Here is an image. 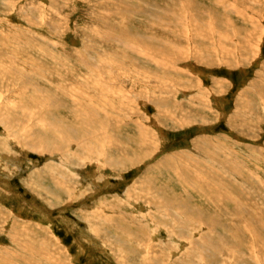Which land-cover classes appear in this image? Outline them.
<instances>
[{
    "label": "rangeland",
    "instance_id": "rangeland-1",
    "mask_svg": "<svg viewBox=\"0 0 264 264\" xmlns=\"http://www.w3.org/2000/svg\"><path fill=\"white\" fill-rule=\"evenodd\" d=\"M196 1L197 3H189L190 0H0V36L3 37L0 38V60H3L4 62V60L7 59L9 63L5 60L7 64H5L6 66H14L17 69H20V71L23 70V73L29 74L32 73V66L34 69L36 68V66H40L39 70L46 74V77H43V82H40V86L43 87L44 85H47L48 87H46L51 90L58 87L62 89L61 91H63L64 93L62 97L63 100H65L66 105L62 109L60 108L58 112H56V115L57 113H60L61 115L63 114L62 116L67 118L66 116L71 112H74L76 114L85 112L86 114H89V111L91 112L92 110V113H98V111H100L98 117L102 120L108 121V128H110V130H108V133L114 137L110 140V144L108 145H106V142L104 143L103 140H100V138L99 140H97V137H94L96 145L92 146L91 144H89L91 145L89 146L90 149L89 147H86V139L81 140L80 157L93 156V159L91 161L86 159L83 163L81 162V160L77 159L78 161H73V163H75L71 164L72 161L70 159L74 156H71L69 154V156H67L65 159L63 158V156L65 155L63 153L64 151L61 152L60 150L57 154H54L53 152L46 150L45 148H40L37 149L35 153L34 151H31L26 146H24V144H17L15 141L9 140V135L7 133L10 132L7 131L5 127H3L0 123V157H6V159H3L2 166L0 168V229H2V231L0 230L1 263L140 264L141 262V264H151L155 262L154 264H196L195 262H197V264H200L201 262V264H229L230 262V264H264V243H262L264 240V207H261L264 206V202L262 203V201H264V192H262L264 191V95L262 94V99L259 98L256 95L260 93L257 88H255V91H253L254 94L251 95L248 94L245 90L249 88L248 86L250 85V83H263L260 76L261 74L264 76V37H262V35L264 36V0ZM198 4H200L201 6ZM235 7L237 9H240V13H238V11H231V9L233 8L235 10ZM195 8L198 11L204 9L202 11H205L206 16L204 21L205 23L203 25H207L209 23L214 27L212 29L211 27H209V32H207L206 35L208 34L211 40L213 38L217 45H219L217 43L218 40H220L221 42L225 41L224 45H226V48L230 50L229 57L231 59L218 60L219 58L216 59L215 57H213L214 63H201L197 62L194 59L193 55H191L192 52L190 54V51L180 54L179 52H175L178 51L176 48L174 51L171 50L167 54V51L163 49V47H161V45L164 43L163 39L174 40L180 46H183L188 44V40L194 38V34L196 32L193 33V28L191 27L195 22L190 21L189 14L190 11H195ZM226 8H228V11L226 10ZM58 11H60L61 13H59ZM251 14H253L252 17ZM95 16L96 18H94ZM226 18L231 19L234 25L231 24L228 26V28L226 29L228 32L224 30L227 35L225 34L226 38L221 39L217 32L216 21H221ZM114 27L115 29H113ZM115 30L117 32H115ZM5 32L7 33L8 37H5ZM239 40H243V42H240ZM29 41L32 44H30ZM144 41H148L151 47H148L146 49V46L148 45H144ZM236 41H239V43H237ZM127 43L129 45L134 44L137 49L130 50L129 48L122 46L123 44ZM91 45L93 46V48ZM16 46L17 48H15ZM240 46H246L247 48H244L242 51L240 50L241 52H237L236 50H239L238 47ZM11 47L13 48V50H11ZM243 51H246V53L244 54ZM62 54L64 56H62ZM240 54L242 56L244 55L242 57V60L239 59ZM12 55L15 56L12 57ZM49 55L52 57H50ZM132 55L134 57L137 56L139 60H137V58H134ZM3 56L5 57L4 59H2ZM32 56L36 60L32 59ZM81 57L84 60H82ZM233 58L236 59L237 62H235ZM59 60H61L62 62H60ZM158 60L160 61L158 63L161 64L157 63ZM239 60L241 63L238 65ZM50 61L52 62L50 63ZM67 61L69 64L67 63ZM40 62L43 63L41 64ZM59 62L62 63L61 66ZM130 62H132V64H128ZM176 63H178V65ZM162 64H164L166 68ZM42 65H44L46 68L42 69V67H44ZM53 65L55 66L53 67ZM94 65H96L97 67ZM122 68L124 69L123 71H130L128 80L127 77L125 78L123 76L122 78L117 74V72H119ZM172 68L174 70H170ZM43 70H45V72ZM48 71L51 74L48 73ZM108 72L110 73L108 74ZM100 77L101 79L103 78V81L100 79ZM153 77H156L158 81L153 80ZM51 78L53 79L54 84H52ZM57 78L60 81L55 80ZM113 81H115L116 85ZM154 81L156 83H154ZM217 83H219V88L217 87ZM153 84H155L156 86ZM166 84L169 86H167ZM200 84H202V86ZM238 84L240 85V87ZM157 85H159V89L157 88ZM96 87L98 88L97 92ZM167 87H170V89ZM104 88L106 89V91ZM178 89L181 90L179 91ZM20 90H22V88L19 86L4 95L5 101L7 102L6 106L9 105L8 103L10 99L16 100L18 99V97H20ZM71 90L77 93L79 96L87 94L85 95L88 98L86 100H88L87 102H90L92 106L87 105V103H84V105L78 104L77 106V103H75L74 100L75 95H72L74 93H72ZM161 91L164 94L161 93ZM155 92L158 94H156ZM168 93H171L170 95L172 97ZM196 93L197 95L202 96V98L204 99L203 102L205 103L204 105H200V107L195 108L192 111H187L185 105H179L178 108L174 106V101H185V99L192 97ZM244 93L246 94L243 95ZM7 96L9 99L8 101ZM28 96H33V94H29ZM151 98H154L156 100L163 99L167 101V104L165 105L166 108L160 110L162 115L159 112L158 108L151 104ZM237 99H239L238 102H236ZM240 99L243 101V106L246 104L250 105V107L247 109V113L243 115V117L237 116L235 111L239 107ZM27 100H29V98H26L25 101ZM106 101H110L109 106L108 104L105 105ZM206 101L208 102L206 103ZM234 102L236 104H234ZM96 105L97 108L98 105H100L98 109L94 108ZM68 106H70L71 108H69ZM75 107L77 108V110ZM253 108L254 110L251 112L249 109ZM111 109L116 112V119L114 118L109 120L108 118L106 119L104 117V111L105 113H111ZM229 114L232 115L230 116ZM167 115L171 116L172 121L168 119ZM181 115H186L189 118L187 124L182 123L181 125H179L180 121H183ZM22 116L23 115H21L20 117ZM261 116L263 117L262 119ZM240 119L243 120V122H241ZM230 121L232 122L230 123ZM113 122L116 123L117 126H112ZM136 123H140L142 125L140 127L146 135L145 139H143V134ZM236 123L239 125L237 126ZM250 124L252 125V127ZM242 125L245 127H243ZM117 127L119 129H117ZM240 129L241 131L239 133ZM251 129L253 131H251ZM18 136L20 137V134L17 133L16 138ZM209 136L211 139L209 138ZM3 139L4 141L6 139V141L4 142ZM141 139H143V141L145 140L144 146L141 144ZM217 139H219L220 141ZM225 140H227V142ZM60 143L61 140L59 138V144H57V146H59ZM149 143H152L153 145L151 146ZM218 143L222 144L218 145ZM236 144L239 146H237ZM246 146L249 148V150L248 148H246ZM200 147L203 148L200 149ZM69 148L72 150H70ZM94 148L99 149L98 155L94 154ZM243 148L247 149L249 153L247 152V150H243ZM65 149H69L73 152L74 144H72V142L67 143ZM196 149L198 150V152H196ZM227 149H229L228 152ZM185 150L187 151V153ZM240 150L245 151L246 154L245 152L242 153L243 151ZM204 151H206V153ZM212 151L213 153H211ZM122 152L126 153L123 154ZM128 152H130L131 154H128ZM203 152L204 156L202 155ZM233 153L237 154L233 155ZM174 154H176L177 156ZM182 154H187L188 157L187 155L185 156ZM211 154L214 156H211ZM181 155L183 157L185 156L184 160H186L187 162L181 160V158H183ZM251 155L254 157H252ZM123 156H126L133 161L131 163H124L122 165L121 161L125 158ZM133 156H136L139 159H134ZM191 156H193V158ZM209 156H211V159L209 158ZM51 157L55 160H53ZM106 157L110 158V164L108 161H106ZM201 157L204 158L201 159ZM205 157L209 158L210 160L207 158L205 159ZM67 158L70 161L68 162V166V163L62 162V160H68ZM192 159L195 161H193ZM201 160L207 161H204L202 163ZM17 164L20 166H18ZM199 164H201L202 167ZM174 165L179 166L176 167ZM205 165L209 167H207L206 169ZM62 166H65V168ZM212 166H214L215 168ZM203 168L204 170H202ZM52 169H54L55 171L52 172ZM247 169L251 170L248 171ZM211 170H213L212 173ZM215 170L216 173L214 172ZM202 171L204 175L202 174ZM39 172L41 173V175ZM172 172L174 174H172ZM237 172H240V174H238ZM214 173L218 176L214 175ZM234 173L239 177L235 176ZM232 174L234 177L232 176ZM225 176H227L228 178L226 177L225 179ZM205 178H209L210 180H206ZM230 178L231 181L229 184ZM223 179L224 182L226 181L225 183L222 181ZM215 180L218 182H216ZM31 181H33V183ZM207 181L208 183H206ZM40 182L43 183V185ZM60 182H65V185L61 186V184H58ZM105 182H107V184ZM245 182L249 186L253 187L250 188ZM211 183L215 188L211 185ZM219 183L222 187L219 185ZM191 184L193 185L191 186ZM208 184L209 186H207ZM245 184L248 187H246ZM216 185L219 186L220 189L219 187L217 188ZM230 185L232 186V190L234 192L238 193L240 189V192L242 191L244 196L242 195V192H239V195L234 193L231 190ZM233 185L235 187V190L233 189ZM142 186L146 189L148 188L149 190H145V188H143ZM230 191H232L235 196ZM226 192L229 194V196L232 195V198L227 197L228 194ZM123 193L125 194V196ZM169 195L171 197L173 195L174 196L171 198ZM219 195H221V197ZM222 195H224L225 198ZM240 195H242V198L240 197ZM227 199L231 200L228 201ZM241 199H243V201ZM256 199H258V201ZM145 200L148 201L146 202ZM212 201H214V203ZM111 202H113L114 204ZM240 202L242 203L240 204ZM252 202L254 203L252 204ZM143 203H145L146 205ZM246 203L248 204L246 205ZM104 204L106 206H104ZM147 204L150 205L148 206ZM235 204H237V206ZM242 204L243 206H241L240 208V205ZM81 205H84V208ZM171 207L173 210L171 209ZM110 208L114 211V213L111 212ZM114 208H117V211H115ZM183 208H186L187 210L184 212L185 209L183 210ZM236 208H239L238 211L236 210ZM127 209L128 212L126 211ZM168 209L171 211L168 212ZM5 210L6 212L8 211L7 214L4 213ZM177 210L178 212H176ZM179 210L183 213L181 214ZM174 211L175 214L172 213ZM243 211L245 214L243 213ZM187 212L188 214L186 216ZM237 212H240V216L238 215V217H236L238 214ZM249 212L250 214H248ZM255 212H257L258 215H256L257 213L255 214ZM164 213L166 216L164 215ZM235 217L237 218L236 220ZM130 218H132V220ZM133 219L136 221H134ZM229 219L231 220L229 221ZM17 220H19L21 223L19 221L17 222ZM248 220H251V222ZM131 221H133L134 223H131ZM6 222H8L9 225ZM27 226L30 227L31 230L27 228ZM185 226H190V228L187 229ZM236 226H238V228ZM7 228L9 229V232L5 231L8 230ZM247 228H250L249 230L251 233ZM18 229L19 232H17ZM214 229H216V233ZM253 229L257 230L255 231ZM38 230L39 233H37ZM111 230L113 231V234H111ZM35 231L36 233H34ZM208 231L209 234L211 233V235L208 234ZM224 231L226 232L224 233ZM228 231L231 233L234 231L235 234L233 232L232 235ZM187 233L188 236H190L189 238L188 236H186ZM26 234L28 237L26 236ZM100 234H102L103 236ZM142 234L144 236H142ZM253 234L254 236H252ZM114 235L115 237H113ZM214 236H216L219 240ZM109 237L112 239H110ZM212 237H214V242H212ZM20 238H22V240ZM183 239H185L186 241ZM259 239H262V242ZM31 240L34 246H30ZM160 240H162V242ZM200 240L202 244L199 243ZM96 241L98 244L96 243ZM208 241L214 244L218 242L221 249L218 247V243L214 246V244H208ZM113 245H115L116 247H113ZM176 245L180 248H178ZM247 245H249L250 248L249 246L247 248ZM105 246L106 248L104 249ZM120 246L121 249H118L120 248ZM190 246L192 247V252ZM207 246H209L210 248ZM6 247L8 248L6 249ZM31 247L36 249H33ZM123 247L124 249H122ZM145 247L147 248L145 249ZM211 247H213V249ZM217 248L220 249V252H218L219 250ZM158 249L162 250L158 251ZM214 249L216 250L214 251ZM203 250L207 252L205 253ZM211 251H213V253ZM5 252L8 253L6 254ZM208 252L210 255H208L209 257L206 255L208 254ZM122 254L125 258L122 256ZM225 255L228 257H226ZM224 256L227 258V260ZM157 257H160V259H157ZM244 259L246 260V262Z\"/></svg>",
    "mask_w": 264,
    "mask_h": 264
},
{
    "label": "bare ground",
    "instance_id": "bare-ground-1",
    "mask_svg": "<svg viewBox=\"0 0 264 264\" xmlns=\"http://www.w3.org/2000/svg\"><path fill=\"white\" fill-rule=\"evenodd\" d=\"M263 1V0H262ZM197 3V1L196 0H190V2L189 3ZM198 5H200V4H198ZM201 6V5H200ZM25 8V7H24ZM246 8V7H245ZM252 8V7H251ZM257 8V7H256ZM55 10V9H54ZM59 10V9H58ZM202 10H204V9H202ZM202 10H196V8H195V11H190V14H189V19H190V21L191 22H195V23H193V26L191 27V28H193L192 30H193V33L194 32H196L195 34H194V38H192L191 40H188L189 42H188V44H186V45H183V46H180L178 43H176V41H174V40H169V39H163V41H164V43L161 45V47H163V49H165L166 51H167V54L169 53V51H171V50H175L176 48H177V50L178 51H175V52H179L180 54H183V53H187V52H189L190 51V54H191V52H192V54L191 55H193V57H194V59L197 61V62H208V63H210V62H213L214 61V58L213 57H215L216 59H218V60H223V59H231L230 57H229V53H230V50L229 49H227L226 48V45H224V42H221L220 40H218L217 41V43L219 44V45H217L216 43H215V40L212 38V40L209 38V36H208V34L206 35V33L207 32H209L208 30H209V27H211V29L212 28H214L213 27V25L211 26L208 22V24L207 25H203L205 22V16H206V13H205V11H202ZM226 10L228 11V8H226ZM239 10L240 9H237L236 7H235V10H234V8L233 9H231V11H238V13H240L239 12ZM250 10H252V9H250ZM21 11V10H20ZM56 11V10H55ZM59 13H61L60 11H58ZM247 12V11H246ZM260 12V11H259ZM259 14V13H258ZM252 15L253 14H251V17H252ZM127 17V16H126ZM94 18H96V16L94 17ZM156 18V17H155ZM158 18V17H157ZM30 19V18H29ZM101 19V18H100ZM100 19H98V20H100ZM32 20V19H31ZM264 20V19H263ZM165 21V20H164ZM173 21V20H172ZM259 21V20H258ZM167 23H169V22H167ZM259 23V22H258ZM190 24V23H189ZM231 24H233L232 23V20L231 19H229V18H226V19H223V20H221V21H216V26H217V32H218V34H219V37L221 38V39H224V38H226V33H225V31L224 30H226L227 28H228V26L229 25H231ZM191 25V24H190ZM234 25V24H233ZM116 26V25H115ZM158 26V25H157ZM113 27V26H112ZM117 27V26H116ZM167 28H169V27H167ZM166 28V29H167ZM113 29H115V27L113 28ZM142 29V28H141ZM154 29V28H153ZM163 29V28H162ZM260 29V28H259ZM117 30V29H116ZM115 30V32H117ZM236 30V29H235ZM227 31V30H226ZM260 31H262V30H260ZM259 31V32H260ZM264 31V30H263ZM144 32V31H143ZM190 32V31H189ZM228 32V31H227ZM230 32V31H229ZM237 32V31H236ZM6 33V32H5ZM146 33V32H145ZM238 33H239V31H238ZM261 33V32H260ZM264 33V32H263ZM2 34V33H1ZM152 34V33H151ZM226 34V35H225ZM236 34V33H235ZM234 34V35H235ZM4 35H6L5 37H8L7 36V33L6 34H4ZM187 35V34H186ZM247 35V34H246ZM261 36V35H260ZM2 36H0V38H1ZM168 37V36H167ZM181 37H183V36H181ZM246 37V36H245ZM249 37V36H248ZM262 37H264L263 35H262ZM3 38V37H2ZM165 38V37H164ZM236 38V37H235ZM8 39V38H7ZM132 39V38H131ZM244 39V38H243ZM141 40V39H140ZM238 40V39H237ZM3 41V40H2ZM18 41V40H17ZM17 41H15V42H17ZM235 41V40H234ZM240 41V40H239ZM239 41H236L237 43H239ZM242 42H243V40H241ZM240 41V42H241ZM123 42V41H122ZM24 43V42H23ZM22 43V44H23ZM29 43H30V41H29ZM136 43V42H135ZM192 43V44H191ZM236 43V44H237ZM257 43H260V42H257ZM4 44V43H3ZM20 44V43H19ZM30 44H32V43H30ZM5 45V44H4ZM10 45H12V44H10ZM87 45V44H86ZM144 45H148V46H146V49L149 47H151V45H149V42L148 41H144ZM238 45H240V44H238ZM245 45H246V43H245ZM255 45V44H254ZM260 45V44H259ZM9 46V45H8ZM92 46V45H91ZM121 46V45H120ZM122 46H124V47H127V48H129L130 50H132V49H137L136 48V46H134V44L133 45H129L128 43L127 44H123ZM190 46V47H189ZM0 47H1V44H0ZM3 47V46H2ZM263 47V46H262ZM15 48H17V46L15 47ZM50 48V47H49ZM52 48V47H51ZM92 48H93V46H92ZM139 48H140V46H139ZM239 48V50H236L237 52H241L244 48H247L246 46H244V47H238ZM256 48V47H255ZM31 49V48H30ZM29 49V50H30ZM87 49V48H86ZM153 49V48H152ZM236 49V48H235ZM260 49V48H259ZM7 50V49H6ZM9 50V49H8ZM11 50H13V48L11 47ZM16 50V49H15ZM14 50V51H15ZM20 50V49H19ZM25 50H27V49H25ZM32 50V49H31ZM53 50V49H52ZM51 50V51H52ZM84 50V49H83ZM91 50V49H90ZM142 50V49H141ZM144 50V49H143ZM241 50V51H240ZM86 51V50H85ZM89 51V50H88ZM94 51V50H93ZM7 52V51H6ZM33 52V51H32ZM84 52V51H83ZM92 52V51H91ZM101 52V51H100ZM144 52V51H143ZM149 52V51H148ZM248 52V51H247ZM2 53H3V51H2ZM5 53V52H4ZM8 53V52H7ZM13 53V52H12ZM26 53V52H25ZM36 53V52H35ZM39 53H41V52H39ZM157 53V52H156ZM243 53L245 54L246 53V51H243ZM38 54V53H37ZM51 54V53H50ZM58 54V53H57ZM85 54V53H84ZM83 54V55H84ZM86 54H87V52H86ZM27 55H28V53H27ZM40 55V54H39ZM43 55V54H42ZM41 55V56H42ZM52 55V54H51ZM60 55V54H59ZM153 55V54H152ZM1 56V55H0ZM13 56H15V55H12V57ZM19 56V55H18ZM17 56V57H18ZM37 56V55H36ZM40 56V57H41ZM47 56V55H46ZM50 56V55H49ZM55 56H57V55H55ZM62 56H64L63 54H62ZM87 56V55H86ZM133 56V55H132ZM131 56V57H132ZM235 56V55H234ZM238 56V55H237ZM244 56V55H243ZM241 54H240V56H239V59L240 60H242V57H243ZM16 57V58H17ZM25 57V56H24ZM33 57V56H32ZM50 57H52V56H50ZM59 57V56H58ZM134 57V56H133ZM229 57V58H228ZM5 57L3 56V58L2 59H4ZM9 58V57H8ZM37 58V57H36ZM43 58V57H42ZM45 58V57H44ZM66 58V57H65ZM82 58V57H81ZM134 58H137V60H139L138 59V57L136 56V57H134ZM153 58H154V56H153ZM32 59H35L34 57L32 58ZM51 59V58H50ZM53 59V58H52ZM62 59H63V57H62ZM147 59V58H146ZM152 59V58H151ZM159 59V58H158ZM162 59V58H161ZM186 59V58H185ZM248 59V58H247ZM254 59V58H253ZM6 61H7V59H5ZM5 60H4V62H5ZM9 60H11V59H9ZM18 60V59H17ZM21 60V59H20ZM19 60V61H20ZM26 60V59H25ZM29 60V59H28ZM36 60V59H35ZM34 60V61H35ZM38 60H39V58H38ZM57 60V59H56ZM67 60V59H66ZM82 60H84L83 58H82ZM233 60H235V62H237V60L236 59H234L233 58ZM240 60L238 61L239 63H238V65L241 63L240 62ZM49 61V60H48ZM60 62H62L61 60H59ZM92 61H93V59H92ZM153 61V60H152ZM179 61V60H178ZM191 61V60H190ZM227 61V60H226ZM3 62V60H0V123H1V125L3 126V127H5V129L7 130V131H9L10 133H7L9 136H8V138H9V140H13V141H15L17 144H24V146H26L29 150H31V151H34L35 153H36V150L37 149H40V148H45L46 150H49V151H51V152H53L54 154H57L60 150H61V152L62 151H64L63 153L65 154H63L64 156H63V158H65L66 159V157L67 156H69V154L71 155V156H74L73 158H71L70 160L72 161V163L71 164H74L73 163V161H76L77 159H79V160H81V162L83 163L86 159L87 160H92L93 159V156L91 157H87V156H84V157H80V142H81V140H84V139H86L85 140V142L87 141V148L89 147V146H94V145H96V142H95V139H94V137H97V140H99V138H100V140H103L104 141V143L106 142V145H108V144H110V140L111 139H113L114 137L112 136V135H110L109 133H108V130H110V128H108V121H106V120H102V119H100L99 117H98V115H99V113H100V111H98V113H92V111L90 112L89 111V114L87 113H68L69 115H67L66 117L67 118H65L64 116H62L60 113H57V115H56V112H58V110L61 108H63V107H65V105H66V103H65V100H63V97H62V95H64V93H63V91H61L62 89H60V88H58V87H56L55 89H53V90H51V89H48L45 85L43 86V87H41L40 86V82H43V79L46 77V74L45 73H43L41 70H39V68H40V66H36V68L34 69L33 68V66H32V70H31V72L32 73H23L22 71H20V69H17V68H15L14 66H6L7 64H6V62L4 63ZM8 62V61H7ZM17 62V61H16ZM15 62V63H16ZM30 62V61H29ZM37 62V61H36ZM52 61H50V63H51ZM59 62V63H60ZM102 62H103V60H102ZM158 62H160L159 60L157 61V63ZM167 62V61H166ZM168 62H169V60H168ZM193 62V61H192ZM9 63V62H8ZM12 63V62H11ZM21 63V62H20ZM38 63H39V61H38ZM41 64L43 63V62H40ZM49 63V64H50ZM53 63H54V61H53ZM52 63V64H53ZM58 63V64H59ZM67 63H68V61H67ZM66 63V64H67ZM179 63V62H178ZM178 63H176L177 65H178ZM214 63V62H213ZM6 64V65H5ZM36 64V63H35ZM61 64L62 63H60V66H61ZM65 64V63H64ZM69 64V63H68ZM97 64V63H96ZM109 64V63H108ZM128 64H132V62H130V63H128ZM158 64H161V63H158ZM171 64V63H170ZM169 64V65H170ZM230 64V63H229ZM20 65V64H19ZM32 65H33V63H32ZM38 65V64H37ZM40 65V64H39ZM56 65V64H55ZM55 65H53V67L55 66ZM134 65H136V64H134ZM164 67H165V65L164 64H162ZM172 65V64H171ZM31 66V65H30ZM42 66H44V65H42ZM41 66V67H42ZM94 66H96V65H94ZM173 66V65H172ZM20 67V66H19ZM29 67V66H28ZM63 67H64V65H63ZM62 67V68H63ZM97 67V66H96ZM169 67V66H168ZM178 67V66H177ZM43 68H46L45 66L44 67H42V69ZM48 68V67H47ZM117 68H118V66H117ZM166 68V67H165ZM174 68H175V66H174ZM27 69V68H26ZM57 69V68H56ZM69 69H71V68H69ZM106 69V68H105ZM112 69V68H111ZM179 69V68H178ZM238 69H239V66H238ZM254 69V68H253ZM29 70V69H28ZM51 70V69H50ZM52 70H53V68H52ZM59 70V69H58ZM57 70V71H58ZM63 70V69H62ZM99 70V69H98ZM124 69L122 68L119 72H117V74L118 75H120V77H122L123 78V76L126 78L127 77V80H128V77H129V72L130 71H123ZM155 70H156V68H155ZM170 70H174L173 68L172 69H170ZM176 70V69H175ZM44 72H45V70H43ZM56 71V70H55ZM68 71V70H67ZM100 71V70H99ZM163 71H164V69H163ZM262 71V70H261ZM26 72V71H25ZM28 72V71H27ZM59 72V71H58ZM57 72V73H58ZM83 72V71H82ZM93 72V71H92ZM112 72V71H111ZM171 72V71H170ZM234 72V71H233ZM236 72V71H235ZM48 73H50L49 71H48ZM60 73V72H59ZM62 73V72H61ZM96 73V72H95ZM101 73V72H100ZM110 72H108V74H109ZM114 73V72H113ZM264 73V72H263ZM51 74V73H50ZM58 75V74H57ZM63 75V74H62ZM105 75V74H104ZM111 75V74H110ZM109 75V76H110ZM165 75V74H164ZM185 75V74H184ZM205 75V74H204ZM51 76V75H50ZM52 76H53V72H52ZM182 76V75H181ZM210 76V75H209ZM44 77V78H43ZM60 77H61V75H60ZM66 77V76H65ZM88 77V76H87ZM118 77V76H117ZM206 77H207V75H206ZM261 80L263 81V83H257V84H255V83H250V85L248 86L249 88L248 89H245L246 90V92L248 93V94H254L253 93V91H255V88H257L259 91H260V93L259 94H256L259 98H261L262 99V96L264 95V76L261 74ZM263 77V78H262ZM53 78V77H52ZM51 78V79H52ZM94 78H95V76H94ZM50 79V78H49ZM65 79V78H64ZM90 79V78H89ZM92 79V78H91ZM100 79H101V77H100ZM103 79V78H102ZM101 79V80H102ZM119 79V78H118ZM160 79V78H159ZM194 79V78H193ZM55 80H59L58 78L57 79H55ZM104 80H106V79H104ZM116 80V79H115ZM153 80H157V78L156 77H153ZM152 80V81H153ZM166 80V79H165ZM207 80V79H206ZM234 80V79H233ZM60 81V80H59ZM78 81V80H77ZM103 81V80H102ZM108 81V80H107ZM118 81H121V80H118ZM154 81V83H156ZM158 81V80H157ZM163 81V80H162ZM169 81V80H168ZM185 81V80H184ZM197 81V80H196ZM232 81V80H231ZM56 82V81H55ZM65 82V81H64ZM76 82V81H75ZM89 82V81H88ZM106 82V81H105ZM104 82V83H105ZM114 83H115V81H113ZM164 82V81H163ZM200 82V81H199ZM234 82V81H233ZM258 82V81H257ZM61 83H62V81H61ZM60 83V84H61ZM95 83V82H94ZM99 83H100V81H99ZM127 83V82H126ZM129 83H130V81H129ZM162 83V82H161ZM174 83V82H173ZM223 83V82H222ZM246 83V82H245ZM45 84V83H44ZM52 84H54L53 83V79H52ZM76 84V83H75ZM78 84V83H77ZM98 84V83H97ZM158 84V83H157ZM165 84V83H164ZM187 84V83H186ZM56 85V84H55ZM100 85V84H99ZM115 85H116V83H115ZM123 85V84H122ZM153 85H155V84H153ZM167 85V84H166ZM188 85V84H187ZM201 86H202V84H200ZM222 85V84H221ZM221 85H220V87H221ZM239 85V84H238ZM237 85V86H238ZM21 87L22 88V90H20L21 92H20V97H18V99H8V96H7V101L9 100V105L8 106H6V104H7V102L5 101V98H4V95H6V93H9L11 90H13L14 88H16V87ZM80 86H81V84H80ZM131 86V85H130ZM156 86V85H155ZM158 86L159 85H157V88H158ZM167 86H169V85H167ZM204 86V85H203ZM207 86V85H206ZM244 86V85H243ZM100 87V86H99ZM163 87V86H162ZM174 87V86H173ZM180 87V86H179ZM193 87H194V85H193ZM217 87L219 88V83H217ZM239 87H240V85H239ZM71 88V87H70ZM79 88V87H78ZM103 88V87H102ZM119 88V87H118ZM122 88V87H121ZM131 88V87H130ZM156 88V87H155ZM167 88H169L170 89V87H167ZM184 88V87H183ZM200 88V87H199ZM242 88V87H241ZM245 88H247V87H245ZM64 89V88H63ZM87 89V88H86ZM97 89V90H96ZM96 92L98 91V88L96 87ZM105 89V88H104ZM159 89V88H158ZM164 89V88H163ZM175 89V88H174ZM89 90V89H88ZM94 90V91H95ZM134 90V89H133ZM179 90V89H178ZM181 90V89H180ZM179 90V91H180ZM233 90V89H232ZM239 90H240V88H239ZM244 90V91H245ZM16 91V90H15ZM90 91V90H89ZM93 91V90H92ZM105 91H106V89H105ZM153 91H154V89H153ZM169 91V90H168ZM176 91V90H175ZM186 91H188V90H186ZM194 91V90H193ZM235 91H237V90H235ZM71 92L72 93H74V94H72V95H75V97H74V100H75V103H77V106H78V104H82V105H84V103L86 104L87 103V105H91L92 106V104L90 103V102H87L88 100H86V99H88L85 95H87V94H85V92H84V94L85 95H81V96H79L77 93H75L74 91H72L71 90ZM70 92V93H71ZM118 92V91H117ZM165 92V91H164ZM196 92V91H195ZM19 93V92H18ZM135 93V92H134ZM156 93V92H155ZM161 93H163L162 91H161ZM185 93V92H184ZM183 93V94H184ZM235 93V92H234ZM16 94V93H15ZM29 94H33V96H28ZM156 94H158V93H156ZM164 94V93H163ZM169 94V93H168ZM167 94V95H168ZM171 94V93H170ZM169 94V95H170ZM182 94V95H183ZM189 94V93H188ZM191 94V93H190ZM236 94V93H235ZM241 94H242V92H241ZM246 93H244L243 95H245ZM263 94V95H262ZM68 95V94H67ZM105 95V94H104ZM256 95H254V96H256ZM10 96H11V93H10ZM9 96V97H10ZM101 96V95H100ZM106 96V95H105ZM121 96H123V95H121ZM171 96V95H170ZM174 96V95H173ZM211 96V95H210ZM107 97V96H106ZM110 97V96H109ZM153 97V96H152ZM172 97V96H171ZM204 97V96H203ZM209 97V96H208ZM17 98V97H16ZM26 98H29V100H27V101H25L26 100ZM95 98V97H94ZM97 98V97H96ZM167 98V97H166ZM182 98V97H181ZM211 98V97H210ZM25 99V100H24ZM72 99V98H71ZM107 99V98H106ZM171 99V98H170ZM101 100V99H100ZM206 100V99H205ZM257 100V99H256ZM102 101V100H101ZM204 101V99L202 98V96L201 95H197V93L195 94V95H193L192 97H189V98H187V99H185V101H181V102H178V101H174L175 103H174V106L176 107V108H178L179 107V105H185V108L187 109V111H192V110H194L195 108H198V107H200V105H204L205 103L203 102ZM239 101V99H237V101L236 102H238ZM67 102V101H66ZM94 102V101H93ZM104 102V101H103ZM102 102V103H103ZM109 102L110 101H106V103H105V105L106 104H108V106H109ZM150 102H151V104H153L154 106H156L157 108H158V110H159V112H160V110L162 109H164V108H166L165 107V105L167 104V101L166 100H163V99H160V100H156V99H154V98H151V100H150ZM208 101H206V103H207ZM250 102V101H249ZM263 102V101H262ZM95 103V102H94ZM169 103V102H168ZM179 103V104H178ZM98 104V103H97ZM170 104V103H169ZM234 104H236L235 102H234ZM239 104V103H238ZM67 105H70V104H67ZM258 105V104H257ZM264 105V104H263ZM80 106V105H79ZM99 106L100 105H98V108H99ZM69 108H71L70 106H68ZM87 107V106H86ZM94 107V106H93ZM250 107V105L249 104H246V105H244L243 106V101L240 99V104H239V107L235 110L236 111V115L237 116H242L243 117V115H245L246 113H247V109ZM68 108V109H69ZM76 108V107H75ZM83 108V107H82ZM95 109H98L97 108V105L94 107ZM204 108V107H203ZM173 109V108H172ZM175 109V108H174ZM70 110V109H69ZM75 110V109H74ZM76 110H77V108H76ZM107 110H109V109H107ZM197 110V109H196ZM206 110H208V109H206ZM205 110V111H206ZM251 112L254 110V108L253 109H249ZM79 111V110H78ZM95 111V110H94ZM111 111V113L112 112H115V111H113L112 109L110 110ZM198 111V110H197ZM241 111H243V112H241ZM20 112V113H19ZM166 112V111H165ZM239 112H241V113H239ZM64 113V112H63ZM105 113V111H104V117L107 119H116V112L115 113ZM161 113V112H160ZM180 113V112H179ZM193 113H194V111H193ZM213 113H214V111H213ZM126 114V113H125ZM196 114V113H195ZM21 115H23L22 117H20ZM161 115H162V113H161ZM215 115V114H214ZM230 115V114H229ZM232 115V114H231ZM230 115V116H231ZM257 115V114H256ZM255 115V116H256ZM175 116V115H174ZM205 116V115H204ZM167 117H168V119L169 120H171L172 121V118H171V116H168L167 115ZM181 117H182V120L183 121H180V123H179V125H181L182 123L184 124H187V122L189 121V118L186 116V115H181ZM251 117V116H250ZM249 117V118H250ZM125 118V117H124ZM159 118V117H158ZM241 118V117H240ZM253 118V117H252ZM263 117L261 116V119H262ZM126 119V118H125ZM192 119V118H191ZM223 119V118H222ZM235 119V118H234ZM251 119V118H250ZM255 119V118H254ZM185 120V121H184ZM236 120H238V119H236ZM235 120V121H236ZM241 120V119H240ZM253 120V119H252ZM257 120H258V118H257ZM264 120V119H263ZM131 121V120H130ZM156 121V120H155ZM260 121V120H259ZM232 121H230V123H231ZM237 122V121H236ZM241 122H243V120H241ZM247 122V121H246ZM158 123H160V122H158ZM161 123H163V122H161ZM253 123H255V122H253ZM237 124V123H236ZM235 124V125H236ZM247 124V123H246ZM249 124V123H248ZM136 125H138V127H139V129L141 130V132H142V134H143V139H145V134H144V131L141 129V127L140 126H142L140 123H136ZM239 124H237V126H238ZM251 125V124H250ZM29 128H28V127ZM112 126H117L116 125V123H112ZM184 126V125H183ZM188 126V125H187ZM236 126V127H237ZM243 126V125H242ZM152 127V126H151ZM230 127V126H229ZM232 127H233V125H232ZM243 127H245V126H243ZM251 127H252V125H251ZM247 128H248V125H247ZM255 128V127H254ZM4 129V128H3ZM117 129H119L118 127H117ZM227 130V129H226ZM234 130H235V128H234ZM244 130V129H243ZM240 131H241V129L239 130V133H240ZM245 131V130H244ZM251 131H253L252 129H251ZM243 132V131H242ZM249 132V131H248ZM20 134V137L18 138H16V134ZM49 133V134H48ZM238 133V134H239ZM147 134V133H146ZM250 134V133H249ZM253 134V133H252ZM244 135H245V133H244ZM251 135V134H250ZM5 136V135H4ZM8 138H6V139H8ZM59 138H60V140H61V143H60V145L59 146H57V144H59ZM208 138V137H207ZM209 138H210V136H209ZM214 138H216V137H214ZM6 139H5V141H6ZM143 139H141V144L144 146V144H145V140L143 141ZM211 139V138H210ZM1 140V139H0ZM58 140V141H57ZM207 140V139H206ZM206 140H203V141H206ZM217 140H219V139H217ZM222 140V139H221ZM3 141H4V139H3ZM4 141V142H5ZM202 141V142H203ZM214 141V140H213ZM220 141V140H219ZM226 142H227V140H225ZM2 142V141H1ZM11 142V141H10ZM69 142H72V144H74V151L72 152V151H70V150H72V149H68V150H66L65 149V146H66V144L67 143H69ZM208 142V141H207ZM7 143H8V141H7ZM211 143H215V142H211ZM89 144H91V145H89ZM147 144V143H146ZM151 146L153 145L152 143H149ZM206 144V143H205ZM210 144V143H209ZM220 144H222V143H218V145H220ZM9 145V144H8ZM83 145V144H82ZM85 145V144H84ZM232 145V144H231ZM230 145V146H231ZM234 145V144H233ZM237 145V144H236ZM244 145V144H243ZM223 146V145H222ZM225 146V145H224ZM237 146H239V145H237ZM241 146V145H240ZM4 147V146H3ZM61 147V148H60ZM71 147V146H70ZM216 147V146H215ZM219 147V146H218ZM221 147V146H220ZM242 147V146H241ZM8 148V147H7ZM6 148V149H7ZM106 148V147H105ZM149 148H150V146H149ZM192 148H193V146H192ZM196 148V147H195ZM201 148H203V147H200V149ZM246 148H248L247 146H246ZM254 148V147H253ZM2 149V148H1ZM89 149H90V147H89ZM205 149V148H204ZM203 149V150H204ZM209 149V148H208ZM220 149V148H219ZM232 149V148H231ZM242 149V148H241ZM245 148H243V150H244ZM251 149H252V147H251ZM13 150V149H12ZM16 150V149H15ZM189 150V149H188ZM197 150V149H196ZM195 150V151H196ZM207 150V149H206ZM210 150V149H209ZM212 150V149H211ZM216 150H217V148H216ZM221 150V149H220ZM228 150L229 149H227V152H228ZM243 150H240V151H243ZM245 150H247V149H245ZM248 150H249V148H248ZM248 150H247V152H248ZM257 150V149H256ZM102 151H103V149H102ZM186 151V150H185ZM191 151V150H190ZM193 151V150H192ZM208 151V150H207ZM240 151H239V153H240ZM251 151V150H250ZM255 151V150H254ZM1 152V151H0ZM149 152V151H148ZM196 152H198V150L196 151ZM205 153H206V151H204ZM204 152H203V156H204ZM222 152V151H221ZM230 152V151H229ZM234 152V151H233ZM236 152H237V150H236ZM245 151H243L242 153H244ZM120 153V152H119ZM123 154H125L126 152H122ZM186 153H187V151H186ZM209 153V152H208ZM211 153H213V151L211 152ZM226 153V152H225ZM241 153V154H242ZM249 153V152H248ZM11 154V153H10ZM94 154H96V155H98L99 154V149L98 148H94ZM128 154H131L130 152H128ZM176 154H178V153H176ZM176 154H174V155H176ZM210 154V153H209ZM216 154V153H215ZM237 154V153H236ZM236 154H234L233 153V155H236ZM245 154H246V152H245ZM4 155V154H3ZM20 155V154H19ZM48 155V154H47ZM173 155V156H174ZM182 155H185V154H182ZM181 155V156H182ZM187 155V154H186ZM185 155V156H186ZM206 155V154H205ZM218 155V154H217ZM223 155V154H222ZM229 155H231V154H229ZM256 155V154H255ZM12 156V155H11ZM106 156H107V154H106ZM177 156V155H176ZM179 156V155H178ZM184 156V157H185ZM195 156H196V154H195ZM198 156V155H197ZM211 156H214V155H212L211 154ZM211 156H209V158L211 159ZM224 156V155H223ZM252 156V155H251ZM250 156V157H251ZM4 157V156H3ZM2 156L0 157V168H1V166H2V161H3V159H6V157L5 158H3ZM98 157V156H97ZM123 157H125L124 158V160H122L121 161V164L123 165L124 163L125 164H128V163H131L133 160L132 159H130V158H128V157H126V156H123ZM134 157V159H139L138 157H136V156H133ZM175 157V156H174ZM180 157V156H179ZM183 157V156H182ZM184 157L183 158H181V160H183V161H186V160H184ZM187 157H188V155H187ZM192 158H193V156H191ZM190 157V158H191ZM208 157V156H207ZM207 157H205V159L207 158ZM245 157H246V155H245ZM244 157V158H245ZM252 157H254V156H252ZM34 158V157H33ZM47 158V157H46ZM52 158V157H51ZM59 158H60V156H59ZM148 158V157H147ZM197 158H199V157H197ZM196 158V159H197ZM204 158V157H203ZM202 157H201V159H203ZM209 158H207V159H209ZM215 158H216V155H215ZM256 158V157H255ZM15 159V158H14ZM53 159V158H52ZM51 159V160H52ZM68 159V158H67ZM187 159V158H186ZM195 159V158H194ZM209 159V160H210ZM218 159H219V157H218ZM217 159V160H218ZM223 159V158H222ZM253 159V158H252ZM257 159V158H256ZM48 160V159H47ZM53 160H55V159H53ZM60 160H61V158H60ZM98 160V159H97ZM109 160H110V158H107L106 157V161H108L109 162ZM165 160V159H164ZM188 160V159H187ZM193 160V159H192ZM214 160V159H213ZM216 160V161H217ZM229 160V159H228ZM241 160H243V159H241ZM250 160V159H249ZM248 160V161H249ZM255 160V159H254ZM253 160V161H254ZM57 161V160H56ZM78 161V160H77ZM168 161V160H167ZM179 161V160H178ZM183 161H182V163H183ZM189 161V160H188ZM193 161H195V160H193ZM202 161V160H201ZM204 161H207V160H204ZM204 161H202V163L204 162ZM212 161V160H211ZM215 161V160H214ZM260 161V160H259ZM54 162V161H53ZM59 162V161H58ZM62 162L64 163H68V162H70L69 161V159L68 160H62ZM187 162V161H186ZM185 162V163H186ZM197 162V161H196ZM210 162V161H209ZM219 162V161H218ZM222 162V161H221ZM224 162V161H223ZM230 162V161H229ZM244 162V161H243ZM79 163V162H78ZM111 163H113V162H111ZM164 163V162H163ZM166 163V162H165ZM181 163V164H182ZM189 163V162H188ZM187 163V164H188ZM193 163V162H192ZM215 163V162H214ZM247 163V162H246ZM251 163V162H250ZM257 163V162H256ZM5 164H6V162H5ZM59 164V163H58ZM62 164V163H61ZM109 164H110V162H109ZM120 164V163H119ZM118 164V165H119ZM178 164V163H177ZM176 164V165H177ZM179 164H180V162H179ZM191 164V163H190ZM210 164V163H209ZM225 164V163H224ZM232 164V163H231ZM230 164V165H231ZM235 164V163H234ZM249 164V163H248ZM8 165V164H7ZM18 165V164H17ZM16 165V166H17ZM64 165V164H63ZM69 165V163L67 164V166ZM98 165H101V164H98ZM176 165H174V166H176ZM192 165V164H191ZM196 165V164H195ZM200 166H201V164H199ZM199 165H198V167H199ZM204 165V164H203ZM211 165H213V164H211ZM233 165V164H232ZM239 165V164H238ZM242 165V164H241ZM244 165H245V163H244ZM243 165V166H244ZM16 166H14V167H16ZM18 166H20V165H18ZM44 166H46V165H44ZM166 166H168V165H166ZM179 166V165H178ZM178 166H176V167H178ZM206 166V165H205ZM204 166V167H205ZM225 166V165H224ZM236 166V165H235ZM248 166V165H247ZM8 167V166H7ZM62 167H64L65 168V166H62ZM198 167H197V169H198ZM202 167V166H201ZM207 167H209V166H206V169H207ZM212 167H214V166H212ZM219 167V166H218ZM222 167V166H221ZM220 167V168H221ZM226 167H228V166H226ZM250 167V166H249ZM248 167V168H249ZM254 167V166H253ZM18 168V167H17ZM52 168V167H51ZM156 168V167H155ZM194 168V167H193ZM215 168V167H214ZM223 168V167H222ZM240 168V167H239ZM242 168V167H241ZM255 168V167H254ZM27 169V168H26ZM77 169V168H76ZM159 169V168H158ZM188 169V168H187ZM196 169V168H195ZM224 169H225V167H224ZM253 169V168H252ZM2 170H3V168H2ZM7 170V169H6ZM11 170V169H10ZM60 170V169H59ZM62 170V169H61ZM96 170H97V168H96ZM186 170V169H185ZM202 170H204V168L202 169ZM210 170V169H209ZM208 170V171H209ZM227 170V169H226ZM225 170V171H226ZM234 170H235V168H234ZM246 170V169H245ZM248 170V169H247ZM249 170H251V169H249ZM248 170V171H249ZM256 170V169H255ZM46 171V170H45ZM53 171H55L54 169H52V172ZM70 171V170H69ZM152 171V170H151ZM172 171V170H171ZM179 171H181V170H179ZM178 171V172H179ZM212 171L213 170H211V173H212ZM228 171V170H227ZM242 171V170H241ZM261 171V170H260ZM5 172V171H4ZM188 172V171H187ZM200 172H201V169H200ZM199 172V173H200ZM206 172V171H205ZM215 173H216V170L214 171ZM230 172H231V170H230ZM235 172V171H234ZM12 173V172H11ZM19 173V172H18ZM38 173V172H37ZM40 173V172H39ZM65 173V172H64ZM74 173V172H73ZM176 173V172H175ZM181 173V172H180ZM193 173V172H192ZM210 173V172H209ZM214 173V175H216ZM225 173V172H224ZM236 173V172H235ZM235 173H234V175H235ZM238 174H240V172H237ZM244 173V172H243ZM249 173H251V172H249ZM1 174V173H0ZM31 174V173H30ZM56 174V173H55ZM67 174V173H66ZM76 174V173H75ZM172 174H174L173 172H172ZM191 174V173H190ZM202 174H203V171H202ZM227 174H228V172H227ZM245 174V173H244ZM243 174V175H244ZM33 175V174H32ZM39 175V174H38ZM40 175H41V173H40ZM60 175H62V174H60ZM68 175V174H67ZM179 175H181V174H179ZM184 175V174H183ZM189 175V174H188ZM193 175V174H192ZM204 175V174H203ZM207 175H209V174H207ZM231 175V174H230ZM5 176V175H4ZM7 176V175H6ZM30 176V175H29ZM36 176V175H35ZM65 176V175H64ZM70 176V175H69ZM191 176V175H190ZM196 176V175H195ZM200 176V175H199ZM213 176V175H212ZM216 176H218V175H216ZM215 176V177H216ZM232 176H233V174H232ZM235 176H238V175H235ZM242 176V175H241ZM245 176V175H244ZM243 176V177H244ZM251 176V175H250ZM249 176V177H250ZM10 177V176H9ZM91 177V176H90ZM187 177V176H186ZM202 177H204V176H202ZM206 177H208V176H206ZM226 177L227 176H225V179H226ZM231 177V176H230ZM234 177V176H233ZM239 177V176H238ZM238 177H237V179H238ZM248 177V178H249ZM41 178V177H40ZM40 178H39V180H40ZM191 178V177H190ZM212 178V177H211ZM223 178H224V176H223ZM228 178V177H227ZM242 178V177H241ZM241 178H239V179H241ZM245 178V177H244ZM251 178H254V177H251ZM74 179V178H73ZM81 179V178H80ZM195 179V178H194ZM206 179V178H205ZM207 179H209V178H207ZM206 179V180H207ZM221 179V178H220ZM28 180H29V178H28ZM64 180H66V179H64ZM69 180H70V178H69ZM95 180V179H94ZM180 180V179H179ZM187 180V179H186ZM193 180V179H192ZM210 180V179H209ZM212 180V179H211ZM254 180V179H253ZM37 181H38V179H37ZM152 181V180H151ZM216 181V180H215ZM223 182H224V179L222 180ZM230 181H231V178H230V180H229V184H230ZM256 181V180H255ZM3 182V181H2ZM32 183H33V181H31ZM117 182V181H116ZM153 182V181H152ZM213 182V181H212ZM216 182H218V181H216ZM226 182V181H225ZM224 182V183H225ZM253 182V181H252ZM4 183V182H3ZM23 183H24V181H23ZM41 183V182H40ZM65 183V182H64ZM64 183H62V182H60V183H58V184H61V186H64L65 184ZM68 183V182H67ZM78 183V182H77ZM106 184H107V182H105ZM155 183H156V181H155ZM206 183H208V181L206 182ZM214 183V182H213ZM228 183V182H227ZM246 183V182H245ZM42 185H43V183H41ZM71 184V183H70ZM216 184H218V183H216ZM229 184H228V186H229ZM232 184V183H231ZM247 184V183H246ZM246 184H245V186H246ZM249 184H250V181H249ZM258 184V183H257ZM262 184V183H261ZM75 185H77V184H75ZM93 185V184H92ZM111 185H112V183H111ZM152 185V184H151ZM150 185V186H151ZM193 184H191V186H192ZM211 185H212V183H211ZM215 185V184H214ZM219 185H220V183H219ZM222 185H223V183H222ZM248 185V184H247ZM252 185V184H251ZM254 185V184H253ZM70 186V185H69ZM91 186V185H90ZM104 186H105V184H104ZM108 186V185H107ZM207 186H209V184L207 185ZM213 186V185H212ZM217 186V185H216ZM221 186V185H220ZM231 186V185H230ZM236 186V185H235ZM249 186V185H248ZM248 186H246V187H248ZM31 187V186H30ZM50 187V186H49ZM129 187V186H128ZM143 187V186H142ZM147 187V186H146ZM214 187V186H213ZM219 186H217V188H218ZM222 187V186H221ZM239 187V186H238ZM237 187V188H238ZM250 188H252L251 186H249ZM111 188V187H110ZM143 188H145V187H143ZM210 188V187H209ZM212 188V187H211ZM215 188V187H214ZM249 188V189H250ZM70 189V188H69ZM68 189V190H69ZM82 189H83V187H82ZM117 189V188H116ZM148 189V188H147ZM146 188H145V190H147ZM151 189V188H150ZM192 189V188H191ZM219 189H220V187H219ZM226 189H228V188H226ZM233 189L235 190V187H234V185H233ZM243 189H244V187H243ZM248 189V190H249ZM254 189V188H253ZM257 189V188H256ZM43 190V189H42ZM80 190V189H79ZM98 190V189H97ZM127 190V189H126ZM131 190V189H130ZM135 190H137V189H135ZM134 190V191H135ZM149 190V189H148ZM201 190H203V189H201ZM230 190V189H229ZM231 190H232V186H231ZM56 191V190H55ZM78 191V190H77ZM108 191V190H107ZM142 191V190H141ZM154 191V190H153ZM161 191H163V190H161ZM228 191V190H227ZM233 191V190H232ZM232 191H230L231 193H233ZM246 191V190H245ZM250 191V190H249ZM261 191H262V189H261ZM109 192V191H108ZM112 192V191H111ZM127 192V191H126ZM129 192V191H128ZM182 192V191H181ZM185 192V191H184ZM203 192V191H202ZM220 192V191H219ZM225 192V191H224ZM229 192V193H230ZM240 192V189H239V191H238V193ZM242 192V191H241ZM240 192V193H241ZM251 192H252V190H251ZM262 192H264V191H262ZM53 193V192H52ZM59 193V192H58ZM71 193V192H70ZM114 193V192H113ZM134 193V192H133ZM137 193H138V191H137ZM142 193V192H141ZM227 193V192H226ZM234 193H236V192H234ZM233 193V194H234ZM238 193H236L237 195H239ZM41 194V193H40ZM76 194V193H75ZM106 194V193H105ZM124 194V193H123ZM156 194V193H155ZM215 194H217V193H215ZM221 194V193H220ZM228 194V193H227ZM226 194V195H227ZM244 194H245V192H244ZM258 194V193H257ZM261 194V193H260ZM62 195V194H61ZM63 195H65V194H63ZM88 195V194H87ZM150 195V194H149ZM177 195V194H176ZM242 195H243V192H242ZM242 195H240V197L242 196ZM249 195V194H248ZM255 195V194H254ZM38 196V195H37ZM106 196V195H105ZM124 196H125V194H124ZM123 196V197H124ZM154 196V195H153ZM170 196V195H169ZM174 196V195H173ZM172 196V197H173ZM182 196V195H181ZM220 197H221V195H219ZM222 196H224V195H222ZM232 196V195H231ZM231 196H229V194H228V196L227 197H231ZM234 196H235V194H234ZM244 196V195H243ZM41 197V196H40ZM65 197V196H64ZM70 197H72V196H70ZM135 197V196H134ZM171 197V196H170ZM171 197V198H172ZM191 197V196H190ZM216 197V196H215ZM237 197V196H236ZM45 198V197H44ZM117 198H119V197H117ZM130 198V197H129ZM138 198V197H137ZM224 198H225V196H224ZM232 198V197H231ZM242 198V197H241ZM247 198H248V196H247ZM252 198V197H251ZM258 198V197H257ZM142 199V198H141ZM140 199V200H141ZM150 199V198H149ZM220 199V198H219ZM218 199V200H219ZM250 199V198H249ZM263 199V198H262ZM119 200V199H118ZM117 200V201H118ZM143 200V199H142ZM153 200H154V198H153ZM225 200V199H224ZM228 200V199H227ZM231 200V199H230ZM230 200H228V201H230ZM242 201H243V199H241ZM247 200V199H246ZM254 200V199H253ZM257 201H258V199H256ZM116 201V202H117ZM146 201V200H145ZM148 201V200H147ZM146 201V202H147ZM151 201V200H150ZM161 201V200H160ZM221 201V200H220ZM240 201V200H239ZM256 201V202H257ZM67 202H68V200H67ZM70 202V201H69ZM92 202V201H91ZM115 202V201H114ZM127 202H128V200H127ZM131 202V201H130ZM129 202V203H130ZM133 202V201H132ZM156 202V201H155ZM155 202H153V203H155ZM162 202V201H161ZM209 202H210V200H209ZM213 203H214V201H212ZM225 202V201H224ZM223 202V203H224ZM237 202V201H236ZM264 201H262V203H263ZM83 203H84V201H83ZM87 203V202H86ZM102 203H104V202H102ZM111 203H113V202H111ZM111 203H110V205H111ZM128 203V204H129ZM134 203V202H133ZM220 203V202H219ZM222 203V202H221ZM226 203V202H225ZM239 203V202H238ZM242 202H240V204H241ZM244 203H245V200H244ZM254 202H252V204H253ZM74 204V203H73ZM98 204V203H97ZM114 204V203H113ZM135 204V203H134ZM143 204H145V203H143ZM160 204V203H159ZM217 204V203H216ZM227 204H228V202H227ZM248 203H246V205H247ZM258 204H259V202H258ZM257 204V205H258ZM116 205V204H115ZM136 205V204H135ZM146 205V204H145ZM148 205V204H147ZM150 205V204H149ZM148 205V206H149ZM155 205V204H154ZM175 205H176V203H175ZM175 205H173V206H175ZM180 205V204H179ZM179 205H177V206H179ZM220 205V204H219ZM223 205V204H222ZM236 206H237V204H235ZM234 205V206H235ZM239 205V204H238ZM82 206V205H81ZM80 206V207H81ZM104 206H106L105 204H104ZM162 206V205H161ZM182 206V205H181ZM241 206H243V204L242 205H240V208H241ZM261 206V205H260ZM83 208H84V205L82 206ZM92 207V206H91ZM102 207V206H101ZM121 207V206H120ZM146 207V206H145ZM184 207V206H183ZM187 207V206H186ZM248 207V206H247ZM253 207V206H252ZM262 208L264 207V206H261ZM2 208V207H1ZM5 208V207H4ZM58 208V207H57ZM78 208H79V206H78ZM118 208V207H117ZM117 208H114V210L115 211H117L116 209ZM122 208V207H121ZM148 208V207H147ZM160 208V207H159ZM175 208V207H174ZM178 208V207H177ZM257 208V207H256ZM77 209V208H76ZM111 209V208H110ZM125 209V208H124ZM143 209V208H142ZM149 209V208H148ZM171 209H172V207H171ZM182 209V208H181ZM185 209V210H184ZM239 209V208H238ZM238 209L236 208V210L238 211ZM250 209H251V206H250ZM255 209V208H254ZM103 210V209H102ZM107 210H109V209H107ZM119 210V209H118ZM152 210H153V208H152ZM157 210H158V208H157ZM165 210H166V208H165ZM164 210V211H165ZM173 210V209H172ZM176 210V209H175ZM183 210H184V212L187 210L186 208H183ZM241 210V209H240ZM243 210V209H242ZM248 210V209H247ZM257 210H259V209H257ZM127 212H128V209L126 210ZM151 211V210H150ZM161 211H162V209H161ZM169 211H171V210H169L168 209V212ZM231 211V210H230ZM250 211V210H249ZM29 212V211H28ZM104 212V211H103ZM106 212V211H105ZM109 212V211H108ZM111 212H113L114 213V211L111 209ZM127 212H125V213H127ZM138 212V211H137ZM176 212H178V210L176 211ZM179 212H180V210H179ZM242 212V211H241ZM247 212V211H246ZM258 212V211H257ZM257 212H255V214L257 213ZM4 213H8V211L6 212V210L4 211ZM119 213V212H118ZM131 213V212H130ZM149 213V212H148ZM173 214H175V211L174 212H172ZM181 214L183 213L182 211L180 212ZM233 213V212H232ZM238 214H237V216L236 217H238V215L240 216V212H237ZM243 213H244V211H243ZM12 214V213H11ZM81 214V213H80ZM110 214H112V213H110ZM109 214V215H110ZM167 214V213H166ZM171 214V213H170ZM187 214H188V212L186 213V216H187ZM220 214V213H219ZM245 214V213H244ZM248 214H250V212L248 213ZM260 214V213H259ZM4 215V214H3ZM74 215H75V213H74ZM117 215V214H116ZM149 215V214H148ZM156 215V214H155ZM164 215H165V213H164ZM168 215V214H167ZM200 215H202V214H200ZM230 215V214H229ZM256 215H258V213L256 214ZM15 216V215H14ZM111 216V215H110ZM166 216V215H165ZM164 216V217H165ZM172 216V215H171ZM180 216V215H179ZM178 216V217H179ZM190 216V215H189ZM226 216V215H225ZM233 216H234V214H233ZM2 217V216H1ZM11 217H12V215H11ZM24 217V216H23ZM79 217H80V215H79ZM107 217V216H106ZM112 217V216H111ZM110 217V218H111ZM150 217V216H149ZM158 217H159V215H158ZM161 217V216H160ZM182 217V216H181ZM235 217V220L237 219ZM244 217V216H243ZM246 217V216H245ZM249 217V216H248ZM257 217H259V216H257ZM256 217V218H257ZM18 218V217H17ZM22 218V217H21ZM102 218V217H101ZM108 218V217H107ZM139 218V217H138ZM151 218H153V217H151ZM189 218V217H188ZM191 218V217H190ZM231 218V217H230ZM115 219V218H114ZM114 219H113V221H114ZM122 219V218H121ZM129 219V218H128ZM128 219H126V220H128ZM131 220H132V218H130ZM156 219V218H155ZM202 219H203V217H202ZM202 219H200V220H202ZM251 219V218H250ZM255 219V218H254ZM123 220V219H122ZM134 220V219H133ZM185 220H187V219H185ZM207 220V219H206ZM231 219H229V221H230ZM242 220V219H241ZM246 220V219H245ZM252 220V219H251ZM251 220H248V221H250L251 222ZM1 221H2V219H1ZM11 221H13V220H11ZM19 220H17V222H18ZM134 221H136V220H134ZM164 221V220H163ZM228 221V220H227ZM259 221V220H258ZM20 222V221H19ZM29 222V221H28ZM48 222V221H47ZM103 222V221H102ZM112 222V221H111ZM117 222V221H116ZM130 222V221H129ZM133 221H131V223H132ZM138 222V221H137ZM158 222H161V221H158ZM167 222V221H166ZM187 222V221H186ZM200 222V221H199ZM234 222V221H233ZM6 223H8V222H6ZM21 223V222H20ZM49 223V222H48ZM134 223V222H133ZM142 223V222H141ZM154 223V222H153ZM157 223V222H156ZM202 223V222H201ZM232 223V222H231ZM239 223H241V222H239ZM255 223H257V222H255ZM264 223V222H263ZM263 223H262V225H263ZM14 224V223H13ZM108 224V223H107ZM128 224H130V223H128ZM168 224V223H167ZM200 224V223H199ZM203 224V223H202ZM236 224H237V222H236ZM244 224V223H243ZM248 224V223H247ZM1 225V224H0ZM4 225V224H3ZM8 225H9V223H8ZM28 225V224H27ZM49 225V224H48ZM110 225V224H109ZM111 225H112V223H111ZM153 225V224H152ZM186 225V224H185ZM196 225V224H195ZM241 225V224H240ZM25 226V225H24ZM46 226V225H45ZM50 226V225H49ZM83 226V225H82ZM181 226V225H180ZM197 226V225H196ZM199 226H202V225H199ZM198 226V227H199ZM204 226V225H203ZM212 226V225H211ZM235 226V225H234ZM7 227H9V226H7ZM17 227V226H16ZM19 227H20V224H19ZM26 227V226H25ZM47 227V226H46ZM53 227V226H52ZM85 227H87V226H85ZM115 227H117V226H115ZM139 227V226H138ZM187 229L188 228H190V226L189 227H187V226H185ZM195 227V226H194ZM223 227V226H222ZM237 228H238V226H236ZM241 227V226H240ZM240 227H239V229H240ZM5 228V227H4ZM23 228V227H22ZM27 228H29L30 229V227H28L27 226ZM32 228H35V227H32ZM39 228V227H38ZM84 228V227H83ZM123 228V227H122ZM136 228V227H135ZM145 228V227H144ZM150 228V227H149ZM158 228V227H157ZM163 228V227H162ZM174 228V227H173ZM192 228V227H191ZM237 228H236V230H237ZM8 229V228H7ZM114 229V228H113ZM165 229V228H164ZM177 229V228H176ZM182 229V228H181ZM210 229V228H209ZM223 229V228H222ZM248 229V228H247ZM250 229V228H249ZM248 229V230H249ZM1 231H2V229H0ZM25 230V229H24ZM31 230V229H30ZM190 230V229H189ZM195 230V229H194ZM193 230V231H194ZM215 230V233H216V229H214ZM224 230V229H223ZM253 230H255V229H253ZM257 230V229H256ZM255 230V231H256ZM4 231V230H3ZM5 231H7V232H9V229L8 230H5ZM22 231V230H21ZM37 231V230H36ZM36 231L34 232V233H36ZM106 231V230H105ZM112 231V230H111ZM131 231V230H130ZM152 231V230H151ZM188 231V230H187ZM192 231V232H193ZM209 231H211V230H209ZM209 231H208V234H209ZM246 231V230H245ZM244 231V232H245ZM263 231V230H262ZM17 232H19V229H18V231ZM31 232V231H30ZM54 232V231H53ZM104 232V231H103ZM140 232V231H139ZM153 232V231H152ZM191 232V231H190ZM200 232V231H199ZM206 232V231H205ZM226 231H224V233H225ZM229 232V231H228ZM234 232V231H233ZM233 232L231 233V232H229V233H231L232 235H233ZM249 232H250V230H249ZM259 232H260V229H259ZM6 233V232H5ZM33 233V232H32ZM37 233H39V230H38V232ZM42 233V232H41ZM106 233V232H105ZM167 233V232H166ZM169 233V232H168ZM185 233V232H184ZM236 233H238V232H236ZM240 233V232H239ZM251 233V232H250ZM7 234V233H6ZM17 234H19V233H17ZM111 234H113V231H112V233ZM127 234V233H126ZM160 234V233H159ZM172 234V233H171ZM189 234H191V233H189ZM213 234V233H212ZM219 234V233H218ZM234 234H235V232H234ZM242 234V233H241ZM25 235V234H24ZM28 235H30V234H28ZM36 235V234H35ZM34 235V236H35ZM100 235H102V234H100ZM109 235V234H108ZM107 235V236H108ZM147 235V234H146ZM168 235V234H167ZM206 235V234H205ZM209 235H211V233L209 234ZM227 235V234H226ZM261 235V234H260ZM19 236V235H18ZM26 236H27V234H26ZM26 236H24V237H26ZM32 236V235H31ZM103 236V235H102ZM106 236V235H105ZM142 236H144L143 234H142ZM153 236V235H152ZM164 236V235H163ZM186 236H188V233H187V235ZM201 236V235H200ZM207 236V235H206ZM239 236V235H238ZM238 236H237V238H238ZM251 236V235H250ZM249 236V237H250ZM252 236H254V234L252 235ZM3 237V236H2ZM23 237V238H24ZM28 237V236H27ZM37 237V236H36ZM52 237V236H51ZM89 237V236H88ZM113 237H115V235L113 236ZM128 237V236H127ZM136 237V236H135ZM134 237V238H135ZM157 237V236H156ZM174 237V236H173ZM177 237V236H176ZM190 236H188V238H189ZM215 238H217L216 236H214ZM214 237H212V239L214 238ZM240 237V236H239ZM256 237V236H255ZM4 238V237H3ZM9 238V237H8ZM32 238V237H31ZM110 238V237H109ZM131 238V237H130ZM145 238V237H144ZM143 238V239H144ZM153 238V237H152ZM151 238V239H152ZM232 238H234V237H232ZM236 238V237H235ZM244 238V237H243ZM245 238H246V236H245ZM21 240H22V238H20ZM61 239V238H60ZM110 239H112V238H110ZM122 239V238H121ZM125 239V238H124ZM139 239H141V238H139ZM201 239V238H200ZM211 239V240H212ZM218 239V238H217ZM263 239V238H262ZM262 239L260 240L261 242H262ZM13 240V239H12ZM36 240V239H35ZM114 240V239H113ZM155 240H156V238H155ZM167 240V239H166ZM181 240H182V238H181ZM183 240H185V239H183ZM191 240V239H190ZM194 240V239H193ZM197 240H199V239H197ZM196 240V241H197ZM210 240V241H211ZM219 240V239H218ZM223 240V239H222ZM237 240H239V239H237ZM251 240V239H250ZM255 240H257V239H255ZM42 241V240H41ZM89 241V240H88ZM111 241V240H110ZM110 241H108V242H110ZM135 241V240H134ZM145 241V240H144ZM161 242H162V240H160ZM159 241V242H160ZM179 241H180V239H179ZM186 241V240H185ZM195 241V240H194ZM193 241V242H194ZM204 241V240H203ZM205 241H206V239H205ZM243 241V240H242ZM2 242V241H1ZM16 242H18V241H16ZM34 242V241H33ZM54 242V241H53ZM63 242V241H62ZM92 242H93V240H92ZM104 242V241H103ZM113 242V241H112ZM138 242H140V241H138ZM149 242V241H148ZM209 242V241H208ZM212 242H214V239L212 240ZM217 242V241H216ZM233 242V241H232ZM9 243V242H8ZM26 243V242H25ZM31 243H32V240H31ZM30 243V246H34V244L32 243L31 244ZM35 243V242H34ZM96 243H97V241H96ZM126 243H127V241H126ZM136 243V242H135ZM171 243V242H170ZM187 243V242H186ZM198 243V242H197ZM199 243H201V240H200V242ZM218 243V242H217ZM216 243V244H217ZM223 243V242H222ZM231 243V242H230ZM256 243V242H255ZM262 243H264V240H263V242ZM19 244H21V243H19ZM98 244V243H97ZM103 244V243H102ZM107 244V243H106ZM111 244H113V243H111ZM115 244V243H114ZM123 244V243H122ZM121 244V245H122ZM150 244H151V242H150ZM202 244V243H201ZM201 244H199V245H201ZM208 244H211V245H213L214 243H208ZM216 244H214V246L216 245ZM219 244V243H218ZM258 244H260V243H258ZM3 245H4V243H3ZM7 245V244H6ZM27 245V244H26ZM162 245V244H161ZM189 245V244H188ZM187 245V246H188ZM206 245V244H205ZM250 245V244H249ZM249 245H247V248H248V246ZM263 245V244H262ZM13 246V245H12ZM28 246V245H27ZM36 246V245H35ZM107 246V245H106ZM106 246L104 247V249L106 248ZM127 246V245H126ZM143 246H145V245H143ZM153 246V245H152ZM156 246V245H155ZM158 246V245H157ZM177 246V245H176ZM204 246V245H203ZM210 246V245H209ZM209 246H207V247H209ZM256 246V245H255ZM258 246V245H257ZM264 246V245H263ZM8 247H10V246H8ZM8 247H6V249L8 248ZM14 247V246H13ZM59 247H60V245H59ZM64 247V246H63ZM100 247V246H99ZM113 247H116L115 245H113ZM139 247H140V243H139ZM178 247V246H177ZM191 247V246H190ZM195 247V246H194ZM219 248H220V244H219V246H218ZM222 247V246H221ZM224 247V246H223ZM227 247H228V245H227ZM31 248H33V247H31ZM56 248V247H55ZM132 248V247H131ZM142 248V247H141ZM147 247H145V249H146ZM178 248H180V247H178ZM202 248V247H201ZM206 248V247H205ZM210 248V247H209ZM212 249H213V247H211ZM230 248H232V247H230ZM230 248H227V249H230ZM234 248V247H233ZM249 248H250V246H249ZM251 248H252V245H251ZM25 249V248H24ZM33 249H36V248H33ZM81 249V248H80ZM118 249H121V246H120V248H118ZM122 249H124V247L122 248ZM127 249V248H126ZM133 249V248H132ZM173 249V248H172ZM204 249V248H203ZM218 249V248H217ZM221 249V248H220ZM220 249H218L219 251L218 252H220ZM238 249V248H237ZM46 250V249H45ZM67 250V249H66ZM134 250V249H133ZM162 250V249H161ZM161 250H159L158 249V251H161ZM169 250H170V248H169ZM179 250V249H178ZM195 250V249H194ZM206 250H208V249H206ZM211 250V249H210ZM216 249H214V251H215ZM231 250H234V249H231ZM249 250V249H248ZM257 250V249H256ZM20 251H22V250H20ZM28 251V250H27ZM68 251V250H67ZM115 251H116V249H115ZM144 251V250H143ZM183 251V250H182ZM201 251V250H200ZM204 251V250H203ZM229 251V250H228ZM236 251V250H235ZM63 252V251H62ZM109 252V251H108ZM117 252H118V250H117ZM164 252H165V250H164ZM175 252V251H174ZM181 252V251H180ZM191 252H192V247H191ZM205 252V251H204ZM207 252V251H206ZM205 252V253H206ZM212 253H213V251H211ZM210 252V253H211ZM217 252V251H216ZM234 252V251H233ZM256 252V251H255ZM259 252H260V250H259ZM258 252V253H259ZM6 253V252H5ZM8 253V252H7ZM6 253V254H7ZM13 253H15V252H13ZM85 253V252H84ZM120 253V252H119ZM118 253V254H119ZM137 253V252H136ZM150 253V252H149ZM149 253H147V254H149ZM161 253V252H160ZM171 253V252H170ZM203 253V252H202ZM211 253V254H212ZM225 253V252H224ZM264 253V252H263ZM262 253V254H263ZM33 254H34V252H33ZM146 254V253H145ZM151 254V253H150ZM155 254V253H154ZM182 254V253H181ZM191 254H194V253H191ZM201 254V253H200ZM217 254V253H216ZM5 255V254H4ZM48 255V254H47ZM55 255V254H54ZM60 255V254H59ZM106 255H107V253H106ZM109 255V254H108ZM135 255V254H134ZM152 255H153V253H152ZM174 255V254H173ZM190 255V254H189ZM203 255V254H202ZM207 256L209 255V252H208V254H206ZM205 255V256H206ZM223 255V254H222ZM233 255H234V253H233ZM246 255V254H245ZM256 255V254H255ZM259 255V254H258ZM264 255V254H263ZM116 256V255H115ZM122 256H123V254H122ZM164 256H166V255H164ZM163 256V257H164ZM172 256V255H171ZM210 256V255H209ZM208 256V257H209ZM212 256H214V255H212ZM226 256V255H225ZM224 256V257H225ZM250 256V255H249ZM46 257V256H45ZM124 257V256H123ZM138 257V256H137ZM156 257V256H155ZM196 257V256H195ZM198 257V256H197ZM226 257H228V256H226ZM225 257V258H226ZM242 257V256H241ZM247 257V256H246ZM258 257V256H257ZM4 258V257H3ZM117 258V257H116ZM125 258V257H124ZM134 258H135V256H134ZM139 258V257H138ZM152 258H153V256H152ZM175 258V257H174ZM185 258V257H184ZM202 258V257H201ZM224 258V259H225ZM243 258V257H242ZM248 258V257H247ZM246 258V259H247ZM264 258V257H263ZM157 259H160V257L158 258L157 257ZM156 259V260H157ZM239 259H241V258H239ZM17 260V259H16ZM16 260H15V262H16ZM20 260V259H19ZM24 260V259H23ZM124 260V259H123ZM127 260V259H126ZM135 260H137V259H135ZM134 260V261H135ZM148 260V259H147ZM171 260V259H170ZM181 260H183V259H181ZM211 260V259H210ZM217 260V259H216ZM226 260H227V258H226ZM228 260H229V258H228ZM245 260V259H244ZM249 260V259H248ZM131 261V260H130ZM133 261V262H134ZM139 261V260H138ZM143 261V260H142ZM149 261V260H148ZM160 261V260H159ZM179 261V260H178ZM193 261V260H192ZM202 261V260H201ZM204 261V260H203ZM207 261H208V259H207ZM206 261V262H207ZM213 261H214V258H213ZM252 261H253V259H252ZM264 261V260H263ZM3 262V261H2ZM12 262V261H11ZM14 262V261H13ZM162 262V261H161ZM169 262V261H168ZM185 262V261H184ZM184 262H181V263H184ZM195 262V261H194ZM226 262V261H225ZM245 262H246V260H245ZM258 262H260V261H258ZM155 263V262H154ZM154 263H151V264H154ZM158 263V262H157ZM160 263V262H159ZM167 263V262H166ZM179 263V262H178ZM186 263V262H185ZM196 264H197V262H195ZM208 263H209V261H208ZM219 263H221V262H219ZM237 263V262H236ZM256 263V262H255ZM0 264H5V262H3V263H1L0 262ZM7 264V263H6ZM15 264V263H14ZM76 264V263H75ZM140 264H141V262H140ZM191 264V263H190ZM200 264H201V262H200ZM205 264V263H204ZM229 264H230V262H229ZM251 264V263H250Z\"/></svg>",
    "mask_w": 264,
    "mask_h": 264
}]
</instances>
